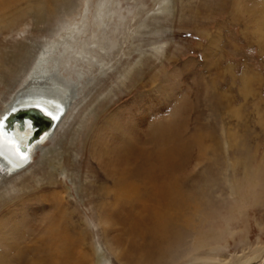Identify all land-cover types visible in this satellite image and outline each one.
<instances>
[{
	"label": "rangeland",
	"instance_id": "374dc122",
	"mask_svg": "<svg viewBox=\"0 0 264 264\" xmlns=\"http://www.w3.org/2000/svg\"><path fill=\"white\" fill-rule=\"evenodd\" d=\"M159 1H121L137 15L127 14L128 37L102 53L111 69L85 73L91 87L20 171L0 167V220L32 228L21 240L28 251L36 227L68 225L73 263L58 264H264V0H168L164 12ZM83 2L63 0L41 21L27 13L0 30V114L27 90L43 42ZM119 141L138 158L129 179L145 196L150 167L172 150L154 179L175 186L186 207L164 210L161 233L155 210L113 203L106 154Z\"/></svg>",
	"mask_w": 264,
	"mask_h": 264
},
{
	"label": "bare ground",
	"instance_id": "6f19581e",
	"mask_svg": "<svg viewBox=\"0 0 264 264\" xmlns=\"http://www.w3.org/2000/svg\"><path fill=\"white\" fill-rule=\"evenodd\" d=\"M19 1L21 0H0V30L10 28L19 17L27 13H31L34 18L41 21L48 11L63 0H29L27 1L30 3L29 6L23 9L17 7ZM121 1L123 0H94L92 4L91 0H84L80 10L73 15L72 19H67L68 23L64 24L65 27H61L59 32L57 31L50 39L43 42L40 53L34 58L35 60L25 74V82L28 83L24 85V89L27 90L16 95L17 97L0 114V167L3 171L15 169L20 171V167L27 163L40 143L52 140L55 131L65 122L72 110V104L80 92L91 87L86 84L88 80L85 73L94 70V74L99 73L103 77L111 69L110 61H106L102 53L108 54L109 51L119 46L128 37V31H126L127 14L132 19L137 15L132 7L124 10ZM128 1L131 3L132 0ZM157 6L158 11L168 10V0H160ZM142 27V23L139 24L136 32L140 33ZM122 34L123 37L121 38ZM156 50L158 51L159 47H156ZM96 67L97 69H95ZM89 81L93 82L94 79L91 78ZM24 111H30L26 115L27 117L21 114ZM9 114L19 115L13 125L6 122ZM41 114L49 120L43 118ZM32 119H36L39 123L36 124ZM119 142L117 150L116 148H110L106 154L108 161L113 164V166H110L111 169L109 168L112 171L107 170V167V169L105 168L106 174L108 171L107 176L113 173L116 175L113 178L115 198L112 202L118 207H123L126 203L139 202L142 206L140 207L142 208L141 211L147 213V210H155L152 219L157 222L153 226L157 233H161L165 229L166 222L164 223V221L168 218L164 210L166 211L170 207L175 211L176 208H182V205L185 204L184 201H186L185 197H181L182 194L175 186L170 184V187L163 189V184L154 179L156 162L165 165L170 163L171 159L174 158H172V150L164 149L160 151L158 159L150 167L147 183L149 192L145 196L141 193L139 182L129 179L132 164L138 158L133 149L127 147L125 142ZM92 145L95 146L93 143ZM103 146L105 149V145ZM114 150L118 155V159L115 154H112ZM103 154L105 155V153ZM121 160L124 161L123 164H121ZM144 213L140 212V216L144 217L146 215ZM102 217L105 222H108L107 219L111 218L112 215L106 214ZM53 220L45 226L36 227L40 229V231L38 230L39 234L29 236L33 242L30 246L31 251L23 246L21 240L24 236H27L25 228L26 231L32 228L27 226L26 223L19 224L21 221L11 224V220H0V264L72 262L75 248L73 246L74 239L72 240L69 235V226L61 225L60 222H54ZM150 232H153V230ZM256 257L248 258L241 264H252L254 263L252 260ZM81 259H85V255ZM205 260L210 259L206 258ZM196 261H202V259L196 258ZM197 264H200V262H197Z\"/></svg>",
	"mask_w": 264,
	"mask_h": 264
},
{
	"label": "water",
	"instance_id": "95a60500",
	"mask_svg": "<svg viewBox=\"0 0 264 264\" xmlns=\"http://www.w3.org/2000/svg\"><path fill=\"white\" fill-rule=\"evenodd\" d=\"M28 113H30V111H24L23 113H21V114H23V115H25V117H27L26 115H28ZM22 115V116H23ZM42 115V114H41ZM17 117H19V115H17V114H14V115H12V114H9L8 115V117L6 118V122L9 124V125H13V122L15 121V119L17 118ZM42 117L43 118H45V119H48L47 117H45L44 115H42ZM44 119V120H45ZM49 120V119H48ZM32 121L33 122H35L36 124L37 123H39L36 119H32ZM41 125H42V123H41ZM10 127V126H9ZM42 131V130H41Z\"/></svg>",
	"mask_w": 264,
	"mask_h": 264
}]
</instances>
